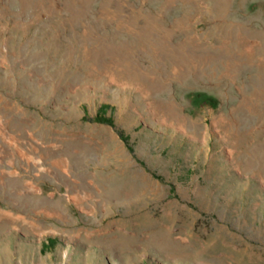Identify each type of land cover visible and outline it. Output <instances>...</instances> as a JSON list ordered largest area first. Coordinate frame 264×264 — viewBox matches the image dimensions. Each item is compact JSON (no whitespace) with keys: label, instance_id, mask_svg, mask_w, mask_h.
Returning a JSON list of instances; mask_svg holds the SVG:
<instances>
[{"label":"rangeland","instance_id":"obj_1","mask_svg":"<svg viewBox=\"0 0 264 264\" xmlns=\"http://www.w3.org/2000/svg\"><path fill=\"white\" fill-rule=\"evenodd\" d=\"M0 264H264V0H0Z\"/></svg>","mask_w":264,"mask_h":264},{"label":"trees","instance_id":"obj_2","mask_svg":"<svg viewBox=\"0 0 264 264\" xmlns=\"http://www.w3.org/2000/svg\"><path fill=\"white\" fill-rule=\"evenodd\" d=\"M104 106H105V105H104ZM104 106H103V108H102L101 110L105 113V111H104ZM99 118H100L101 120L110 121L109 118H107V117H105V116H103V115H99Z\"/></svg>","mask_w":264,"mask_h":264},{"label":"bare ground","instance_id":"obj_3","mask_svg":"<svg viewBox=\"0 0 264 264\" xmlns=\"http://www.w3.org/2000/svg\"><path fill=\"white\" fill-rule=\"evenodd\" d=\"M22 198H23V197H22ZM24 199H26V202H28V201H27V198H24ZM21 201H23V200H21ZM29 201H30V203H32V202H33V203H36V202L40 201V199H39V200H35V201H32V200L29 199ZM58 201H59V200L55 201L54 203H58ZM42 203H43V201H42ZM42 203H41V204H42ZM44 203H45V201H44ZM47 203H49V202H47ZM36 204H37V203H36Z\"/></svg>","mask_w":264,"mask_h":264}]
</instances>
